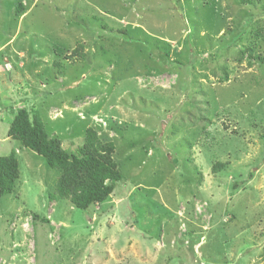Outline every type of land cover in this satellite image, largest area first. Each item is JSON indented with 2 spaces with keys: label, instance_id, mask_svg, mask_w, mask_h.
Listing matches in <instances>:
<instances>
[{
  "label": "rangeland",
  "instance_id": "1",
  "mask_svg": "<svg viewBox=\"0 0 264 264\" xmlns=\"http://www.w3.org/2000/svg\"><path fill=\"white\" fill-rule=\"evenodd\" d=\"M21 109L68 154L112 146L103 203L57 197ZM10 155L0 264H264V0H0Z\"/></svg>",
  "mask_w": 264,
  "mask_h": 264
},
{
  "label": "trees",
  "instance_id": "2",
  "mask_svg": "<svg viewBox=\"0 0 264 264\" xmlns=\"http://www.w3.org/2000/svg\"><path fill=\"white\" fill-rule=\"evenodd\" d=\"M7 137L44 158L48 167L60 170L57 197L68 199L77 209L103 203L122 179L111 159L112 146L100 143L91 131L78 154H68L57 140L48 138L37 118L30 120L28 112L21 109L13 118ZM18 178L15 157H0V198L12 193Z\"/></svg>",
  "mask_w": 264,
  "mask_h": 264
}]
</instances>
